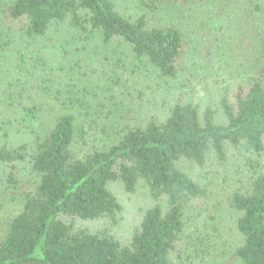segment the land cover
Instances as JSON below:
<instances>
[{
  "label": "trees",
  "instance_id": "obj_1",
  "mask_svg": "<svg viewBox=\"0 0 264 264\" xmlns=\"http://www.w3.org/2000/svg\"><path fill=\"white\" fill-rule=\"evenodd\" d=\"M129 1L138 16L122 15L116 0H8L4 13L20 23L30 41L46 37L55 25L64 23L85 34H100L104 42L121 40L162 78L177 81L186 71L187 36L166 21L194 0ZM226 2L244 17L242 27L254 28L250 34L243 31L246 40L241 46L249 51L246 79L220 100L224 123L216 122L212 107L200 114L198 106L184 102L190 86L187 80L179 84L180 94L162 121L126 128L104 151L74 155L79 135L84 133L78 132L70 114L57 116L32 145L12 144V133H3L0 164L11 170L5 183L14 190L20 184L23 187L13 194L19 199V211L0 217V264H174L181 253L178 246L186 240L189 211L206 195L179 167L180 162L203 167L209 152L224 159L227 146L256 156L264 153V0ZM28 57L21 54L16 64L25 77L28 61L33 60ZM13 81L19 89L8 98L4 94L0 104L4 110L18 107L26 117L36 119L33 88L17 76ZM13 119L20 123L17 116ZM4 125L1 119L0 132ZM21 164H27L30 179L17 177L15 167ZM112 182L120 183L128 193L143 182L154 202L128 245L106 230L91 233L76 227L77 221L114 220L121 206L109 188ZM231 206L239 213L236 230L242 239L233 253L235 264H264V171L254 173L244 193L231 197Z\"/></svg>",
  "mask_w": 264,
  "mask_h": 264
},
{
  "label": "rangeland",
  "instance_id": "obj_2",
  "mask_svg": "<svg viewBox=\"0 0 264 264\" xmlns=\"http://www.w3.org/2000/svg\"><path fill=\"white\" fill-rule=\"evenodd\" d=\"M116 1L125 17L139 15L129 0ZM226 3V0H194L191 5L179 7L166 21L167 26L185 33L188 45L186 71L172 81L162 78L146 59L135 57L123 41L104 42L100 34H85L69 23L55 25L40 40H27L20 23L4 13L8 0H0V98L4 94L8 98L10 92L19 89V84L13 81L17 76L33 88L31 94L37 107L36 119H31L18 107L4 110L0 104V121L5 122L0 142L5 132L12 133V144L32 145L36 137L52 127L57 116L70 114L76 120L78 132L84 133L83 137L79 135L74 155L104 151L126 128L162 121L180 94L179 86L187 80L190 86L184 102L198 106L200 114L212 107L216 122L224 123L220 100L225 92L235 89L237 82L246 79L249 51L242 47L246 40L243 31L250 34V28H254L242 27L244 17ZM262 46L264 50L263 42ZM21 54L33 58L27 64L30 66L27 77L16 70ZM12 110L17 114L11 113ZM3 113H7L4 118ZM16 116L19 124L13 122ZM81 140L83 145L79 143ZM207 157L203 167L186 160L179 164L204 188L206 195L194 202V209L189 211L186 240L178 246L181 253L173 259L174 264H235L233 253L242 239L236 230L239 213L232 208L231 197L244 193L254 173L264 171V153L256 156L227 146L224 159L219 160L210 152ZM26 166L15 167L20 180L32 177ZM10 171L9 165L0 164L1 218L14 216L20 209L19 199L13 194L23 186L20 184L14 190L5 183ZM109 188L121 206L114 220L77 221L76 227L91 233L106 230L119 243L128 245L144 212L154 202L143 182L131 193L118 182L110 183Z\"/></svg>",
  "mask_w": 264,
  "mask_h": 264
}]
</instances>
